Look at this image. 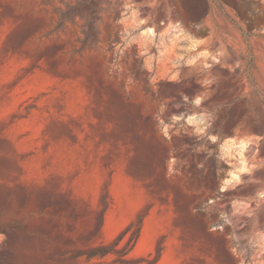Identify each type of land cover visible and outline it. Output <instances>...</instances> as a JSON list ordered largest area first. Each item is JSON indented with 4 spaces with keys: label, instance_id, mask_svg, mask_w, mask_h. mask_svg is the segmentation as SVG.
<instances>
[{
    "label": "rangeland",
    "instance_id": "rangeland-1",
    "mask_svg": "<svg viewBox=\"0 0 264 264\" xmlns=\"http://www.w3.org/2000/svg\"><path fill=\"white\" fill-rule=\"evenodd\" d=\"M263 195L264 0H0V264H264Z\"/></svg>",
    "mask_w": 264,
    "mask_h": 264
},
{
    "label": "bare ground",
    "instance_id": "bare-ground-1",
    "mask_svg": "<svg viewBox=\"0 0 264 264\" xmlns=\"http://www.w3.org/2000/svg\"><path fill=\"white\" fill-rule=\"evenodd\" d=\"M241 177V175L239 173H234V178L235 179H239ZM263 200H264V195H263ZM251 206L248 204H246L244 206L245 211H250L251 212ZM247 224H264V213H256L253 216L250 217L249 221H247ZM261 237H263L264 239V233L262 232Z\"/></svg>",
    "mask_w": 264,
    "mask_h": 264
},
{
    "label": "trees",
    "instance_id": "trees-1",
    "mask_svg": "<svg viewBox=\"0 0 264 264\" xmlns=\"http://www.w3.org/2000/svg\"><path fill=\"white\" fill-rule=\"evenodd\" d=\"M138 236H139V231H137V233L135 234V236H134V238H133V243L134 242H136L137 241V239H138ZM101 249V254H107V253H109L111 250L110 249H107V248H105L104 246L103 247H101L100 248Z\"/></svg>",
    "mask_w": 264,
    "mask_h": 264
}]
</instances>
